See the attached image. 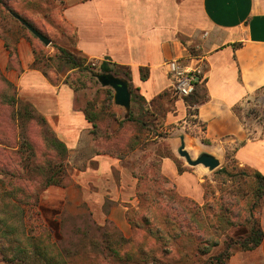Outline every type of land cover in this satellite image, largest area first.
Listing matches in <instances>:
<instances>
[{"label":"crops","instance_id":"crops-1","mask_svg":"<svg viewBox=\"0 0 264 264\" xmlns=\"http://www.w3.org/2000/svg\"><path fill=\"white\" fill-rule=\"evenodd\" d=\"M60 2L57 14L66 37H71L69 51L88 61L114 63L129 72L130 77L125 76L130 91L140 95V110L162 129L168 128L174 155L182 143L197 156L207 153L220 159L233 151L240 168L264 177V139L251 138L236 113L246 99L264 91V0ZM18 54L22 70L12 69L8 76L21 97L43 116L71 158L84 151L95 128L85 106L78 102L77 91L65 81L52 82L41 69L34 68L32 48L26 42L19 43ZM10 59L4 48L0 66L6 73ZM177 67L201 71L205 101L191 107L186 99L176 97L172 77ZM87 157L81 168L73 169L72 186L52 188L70 202L80 199L93 208L98 220L114 222L129 237L128 204L137 202L139 183L134 169L123 157L108 152ZM161 169L179 196L205 204L207 168L200 165L180 173L174 160L166 157ZM42 204L50 208L43 198ZM107 205L110 209L106 212ZM258 218L264 233V207ZM229 264H264V239L254 251L235 253Z\"/></svg>","mask_w":264,"mask_h":264},{"label":"rangeland","instance_id":"rangeland-1","mask_svg":"<svg viewBox=\"0 0 264 264\" xmlns=\"http://www.w3.org/2000/svg\"><path fill=\"white\" fill-rule=\"evenodd\" d=\"M1 1L16 14L27 19L52 42L50 46H45L19 21H15L10 12L2 7L4 5H0V41L2 42V44L0 42V56L4 53L5 48L9 51L11 58V68L7 73L0 66V143H3L2 146L7 151L6 156L17 162L19 173L21 176L23 175L22 179H27L28 186L40 195V205L27 209L28 232L35 235L39 225H44L45 219L51 218V214L48 217L41 212L40 206L51 212L55 208V211L59 213L56 217L59 229L58 232H53V240L63 251L67 264H155L154 256L163 258V242L149 234V226L142 220L146 214L143 205L146 204L139 203L138 196L134 205L128 204L130 215L138 227L130 225L132 234L125 237L114 222L98 220L93 208L81 203L80 199H76V203L70 202L69 199H63L61 192L52 188L57 186L45 189L44 178L38 172L34 161L26 164L25 158H32L33 151L37 152L39 157L45 152L55 156L56 152H51V149L47 148V142L56 136L47 123H42L40 117L43 116L40 113L36 110L32 112L33 108L28 107L32 114L29 112L26 114L25 107H23L20 114L16 103L14 104L11 99L16 94L19 101H23V106L29 103L21 97L18 86L8 76L12 69L19 71V43L26 42L30 45L35 60L36 58L40 59L37 62V67L46 73L52 82L58 84L65 81L77 91L80 106L86 107L88 104H93L91 113L96 117L98 128L94 129L92 139L85 145L84 151L77 153L72 158L68 153L66 163L68 179L67 186L63 188H68L74 183L71 179L74 168H81L82 162H85L90 154L103 151L123 157L134 169L135 177H143L140 185L138 183V191L146 192L145 196L148 197V202L146 200L145 202L151 205L147 208L149 211L150 209L153 211V208L156 207L151 202L164 203L168 197L177 198L179 194L174 183L168 178L170 183L158 179L164 176L161 169L162 160L172 156L168 128L167 130L162 129L159 124L151 120L148 113L140 110L142 100L136 90H134L135 101L132 102L128 112L116 105L114 98L111 100L110 93L115 96V90L102 84V79L105 76L98 77L102 61H88L85 67L78 69H73L70 64L62 61L55 46L69 50L72 44L70 35L66 37L65 29L59 20L60 14H57L62 8L60 7L63 4L60 2L61 0ZM55 7H57L56 13L54 12ZM3 44L4 46H2ZM20 70H22L21 67ZM1 76L11 82L15 90L9 89ZM109 76L127 81L124 71H120L117 75L112 73ZM131 111L133 121L125 122L121 126L120 124L129 118ZM237 114L251 138L264 139V91L246 99L238 106ZM30 144H32V151L27 148ZM3 147L0 146V149ZM186 151L193 160L199 157L190 147L186 148ZM173 160L177 167H185L190 170L195 168L190 166L178 151ZM219 160L221 165L215 171L205 169L206 201L218 202L222 196H232V198H237L240 210L251 208L257 201L253 194L255 180L241 176V169L234 158L233 151H229L226 158ZM26 165L28 166L26 167ZM23 167L25 171L22 170ZM223 170H227L228 174ZM11 181L14 182L11 177L0 171V183L4 187H7ZM49 189L51 191L48 193ZM42 198L43 203L50 208L42 204ZM109 209L110 205H107L105 211L107 212ZM260 211V207L255 210L256 217ZM219 228L216 238H219L221 245L214 248L211 255L223 250L228 243L225 236H232L234 233L233 230L228 229L225 222L221 223ZM238 229L239 232H242L244 227ZM191 246L190 243H185L183 251L193 253L194 248ZM19 248L25 249V251H18ZM27 249L22 244L16 243L15 246L13 244L8 249V254L12 258L10 261H7L0 251V264H46L45 260L37 258L32 254V251ZM208 258L209 256L202 257L201 264H204Z\"/></svg>","mask_w":264,"mask_h":264},{"label":"trees","instance_id":"trees-1","mask_svg":"<svg viewBox=\"0 0 264 264\" xmlns=\"http://www.w3.org/2000/svg\"><path fill=\"white\" fill-rule=\"evenodd\" d=\"M0 5H4L2 7L6 8L10 12L11 17H13L12 13H15L13 10L2 3L1 0ZM15 21L18 20L15 19ZM55 47L62 61L66 64H70L73 69L83 68L88 62L86 58L78 56L66 48L60 46ZM39 61L40 59L36 58L34 68L40 69L37 67V62ZM86 68L88 67L86 66ZM88 69H90V67ZM120 71H124L120 66L108 61H103L99 66L98 77L105 76L103 78H109L110 74L114 73L117 75ZM124 72L129 78L130 73ZM2 79H4L9 89L15 90L11 82L3 77ZM146 79L147 75L145 70L142 69V80L145 81ZM131 95L132 102H134L135 93L133 89H131ZM110 97L111 100L114 98L111 93ZM11 99L14 104L16 103L20 114L23 107H25L24 110L26 114L28 112L29 114L34 112V107L29 103L23 106V101H19L16 94ZM206 99V88L198 83L195 93L187 98L186 101L191 107H194L196 104ZM28 107L33 108L31 109L32 112L29 111ZM92 109L93 104H88L85 107V113L88 120L92 122L94 128L97 129L98 125L96 117L91 113ZM40 120L43 124L46 123L43 117H40ZM132 121L133 116L131 111L129 118L120 125L122 126L123 123ZM2 145L3 143L1 142L0 146L3 147ZM27 148L32 151V144L28 145ZM47 148L51 149V152H56V155L54 156L45 152L39 157L38 153L33 151L31 153L32 158H25L26 164L34 161L33 163L36 168H38V172L41 173L40 175L44 178L45 189L50 186L66 187L68 179L66 165L68 159L67 155L69 153L68 149L65 144L57 138L49 139ZM4 149V147L0 149V171L4 175L11 177L14 182L11 181L7 187H4V185L0 183V251L4 254V258L10 261L12 258H10L8 254V249L12 247L13 244L15 246L17 243L27 247V250L32 251V254L36 255L37 258L45 260L46 264H67L63 251L53 240V232H58L59 229L56 219L59 215L57 211L50 212L45 207L40 206L41 212L44 215H48V217L49 214H51V218L45 219L44 225H39L35 235L28 232L26 219L27 209L40 205V195L28 186L26 183L27 179H22L23 175L21 176L19 173L17 162L7 157V151ZM168 158L174 159L175 155L172 153V156H168ZM27 166L28 165H26V167ZM178 169L180 173L190 170L185 167H178ZM240 169L243 178H253V180H255L253 194H255L254 196L257 199L251 208L244 210L243 208L242 210L239 209L240 205L239 202L236 201L237 198H232V196H222L218 202L206 201L205 204L200 205L191 199L178 195L177 198L168 197L167 201L164 203L157 201L151 202L154 203L156 207L153 208V211L151 209L149 211L147 208L151 205L150 203H146L148 202V197L145 196L146 192L138 191L137 196L139 203L144 202V204H146H141L146 211L142 220L145 224H148L149 234L163 242V258L154 256L155 264H201L202 257L206 256H209V258L204 264H229L231 257L235 253L254 251L262 244L264 233L259 218L255 216V210L259 207L260 209L264 207V177L254 170ZM22 170L25 171V168L23 167ZM223 171L228 174L227 170ZM23 174L26 175L25 172H23ZM136 178H138L140 185L143 177L136 176ZM158 179L170 183L164 176ZM147 215L150 216L147 217ZM127 219L130 225L138 227L137 224H134L130 215V210H128ZM223 222H225L228 229L233 230L234 233L232 236H225L228 243L223 250L215 255H211L212 250L221 245L219 238L216 237L220 229L219 226ZM242 226L244 230L239 232L238 228ZM185 243H190L192 245L191 248H194L193 253L183 251L185 249ZM21 250L25 251V249H18V251Z\"/></svg>","mask_w":264,"mask_h":264},{"label":"water","instance_id":"water-1","mask_svg":"<svg viewBox=\"0 0 264 264\" xmlns=\"http://www.w3.org/2000/svg\"><path fill=\"white\" fill-rule=\"evenodd\" d=\"M12 16L18 20L21 25L26 27L36 38H38L45 46H50L52 44L51 40L46 37L43 33L37 30L32 26L27 20L23 19L16 13H12ZM102 84L104 86H110L115 90L114 101L115 104L125 108L127 111L131 108L132 95L129 87V83L126 80L109 77L103 78ZM179 155L186 159L187 163L192 167L204 166L210 171H215L221 165V162L218 158L213 155L203 153L196 160H193L190 154L186 151L185 144L182 143L181 147L178 150Z\"/></svg>","mask_w":264,"mask_h":264},{"label":"built area","instance_id":"built-area-1","mask_svg":"<svg viewBox=\"0 0 264 264\" xmlns=\"http://www.w3.org/2000/svg\"><path fill=\"white\" fill-rule=\"evenodd\" d=\"M201 71L198 69L185 70L177 67L172 77L173 93L181 98L191 97L196 90V85L201 83Z\"/></svg>","mask_w":264,"mask_h":264}]
</instances>
